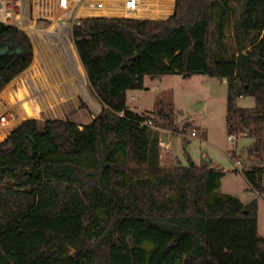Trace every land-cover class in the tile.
Listing matches in <instances>:
<instances>
[{
  "label": "trees",
  "instance_id": "obj_1",
  "mask_svg": "<svg viewBox=\"0 0 264 264\" xmlns=\"http://www.w3.org/2000/svg\"><path fill=\"white\" fill-rule=\"evenodd\" d=\"M228 1L175 0L162 20L73 24L75 52L102 110L81 130L69 120L26 119L0 141V179L16 180L0 183V264H264L256 201L220 194L225 171L209 164L188 158L161 167L157 133L144 125L149 117L126 104L146 76L225 79L230 134L250 132L247 154L261 163L242 174L264 191V0H242L239 25L253 33L256 49L215 59L213 10ZM3 40L23 51L0 55V91L33 58L27 35L0 22ZM243 96L254 106L237 107Z\"/></svg>",
  "mask_w": 264,
  "mask_h": 264
},
{
  "label": "rangeland",
  "instance_id": "obj_2",
  "mask_svg": "<svg viewBox=\"0 0 264 264\" xmlns=\"http://www.w3.org/2000/svg\"><path fill=\"white\" fill-rule=\"evenodd\" d=\"M106 1H108L107 8L111 9L115 17H124L116 13V10H120L121 0ZM158 3V0H148L146 6L150 9L143 12V15L148 13V16L152 17L153 20H162L161 17L168 16L170 13L165 14ZM221 6H223V11L220 9ZM241 9L242 0H229L227 3L222 2L214 8L209 42L212 58L235 59L241 53L247 54L249 51L256 49L254 42H257V39L254 38L253 33H244L239 25ZM143 15L140 13L136 19H147L142 17ZM85 17L92 16H83L82 18ZM73 20H75L74 16L70 19V22ZM53 23L52 20L37 19L30 24H35L37 28L28 27L24 29V33L32 46V61L24 71L5 85L0 93L11 83L10 98L17 101V93L22 92V89L26 86V83L23 84L24 82L19 76L32 66L36 57V43L40 45L38 48L43 54L47 56L50 53H55L56 56L59 55V42L55 36H45L40 40L31 33V30L48 29V27L54 25ZM69 41L79 62L71 37ZM38 66L41 68L42 65L38 64ZM81 69L89 93L88 96L76 91L70 96L59 97V101H53L47 106H42L38 116L22 118L17 126L26 119H36L41 123L45 120L54 119L69 120L80 130L84 125L89 124L100 114L102 105L90 90L82 66ZM27 98H29L27 100H31L32 96L30 97L29 94ZM234 102L237 107L248 108L254 106V99L250 96L236 98ZM126 104L131 111L149 117L146 121H151L148 127L157 133L159 138V141L157 140L159 143L158 149L166 151V153L158 151L160 153L158 163L161 167H171L176 164L185 166L188 158H190L196 164H209L224 169L225 173L220 179L217 191L221 194L236 197L244 205L255 200L257 205V232L258 235L264 237V191L257 193L249 186L242 174L243 170L258 166L261 163L254 158L250 159L252 157L247 154V149L251 146L252 139H254L250 132L235 134L236 139L234 140L228 139L231 130L228 125L227 82L225 79L203 74H192L189 77H183L181 74H165L153 78L146 76L144 89L129 90L127 92ZM160 109L167 113L168 117L159 118L157 112ZM3 110L5 111V109ZM3 110L0 109V111ZM193 130L195 135L191 136ZM3 139H0V141ZM161 142H169L170 145L168 148L164 147V150L163 146L160 145ZM238 155H240L241 166L235 169L234 159H238ZM14 181L16 180L9 175L0 179L1 184ZM262 182L264 188V176ZM169 195L174 196L173 193H169ZM144 246L149 247L148 244Z\"/></svg>",
  "mask_w": 264,
  "mask_h": 264
},
{
  "label": "bare ground",
  "instance_id": "obj_3",
  "mask_svg": "<svg viewBox=\"0 0 264 264\" xmlns=\"http://www.w3.org/2000/svg\"><path fill=\"white\" fill-rule=\"evenodd\" d=\"M158 1V5L167 14L173 6V0ZM140 8L139 4V13ZM149 9L150 7L145 5L141 8V11L145 12ZM143 12H141V15H143ZM65 29V24H54L45 30H33L34 32L31 30V33L40 40L45 38V36H55L59 42V55L56 56L55 53H50L49 56L43 54L40 48H38L40 45L36 43V57L32 66L19 76L24 82L23 84L26 83V86L22 89V92L19 91L17 93V101H13L10 98L9 89L11 88V83L0 93V109L13 111L16 114V120L10 123L8 127L16 125L24 117L38 116L42 106H47L53 101H59V97L70 96L76 91L88 96L89 93L80 63L77 60ZM38 64L42 65L41 68H39ZM29 94L30 97L32 96L31 100H27L29 99L27 98ZM5 134L6 130L0 131V139Z\"/></svg>",
  "mask_w": 264,
  "mask_h": 264
},
{
  "label": "built area",
  "instance_id": "obj_4",
  "mask_svg": "<svg viewBox=\"0 0 264 264\" xmlns=\"http://www.w3.org/2000/svg\"><path fill=\"white\" fill-rule=\"evenodd\" d=\"M139 2L140 0H123L120 10H116V13L125 18H136L140 14ZM104 8L105 4L101 1L89 3L86 0H0V22L25 32L26 27H36L35 24L30 25L35 20L48 19L54 21L53 24H65L66 35L70 38L72 26L76 21L83 16H92L96 11ZM73 16L75 20L70 22ZM14 120L16 114L13 111H0V131L6 130L4 137H7L17 126L16 124L8 127ZM150 124V120L144 122V125ZM190 135L194 136L195 131L193 130ZM228 139L234 140L236 135L230 134ZM160 145L163 143L161 142ZM234 166L235 168L241 166L239 158L234 161Z\"/></svg>",
  "mask_w": 264,
  "mask_h": 264
},
{
  "label": "crops",
  "instance_id": "obj_5",
  "mask_svg": "<svg viewBox=\"0 0 264 264\" xmlns=\"http://www.w3.org/2000/svg\"><path fill=\"white\" fill-rule=\"evenodd\" d=\"M87 2H103L104 4H105V8L104 9H102V10H98V11H96V13H94L93 15H92V17H115L114 15H112V11H111V9H108L107 7H108V5H107V3H108V1H106V0H86ZM122 1L123 0H121V2H120V5L122 4ZM148 3V0H140V2H139V4H140V7L141 8H143L146 4ZM174 4H175V0H173V6H172V8L170 9V11H169V15L168 16H165V17H161L162 19H166V18H168L170 15H172L173 14V11H174ZM141 8H140V13L141 12H143V11H141ZM146 14V15H145ZM142 17H144V18H147V19H153L152 17H149L148 15V13H145ZM248 108H250V107H248ZM253 138V137H252ZM159 139V138H158ZM159 141V140H158ZM188 142H189V140H188ZM254 142V139H252V143ZM252 143H251V145H252ZM159 144V143H158ZM169 145H170V143L169 142H164L163 143V149L165 150V148H168L169 147ZM165 147V148H164ZM160 149H158V151H159ZM166 153V151H161L160 150V153ZM159 153V152H158ZM160 153H159V157H160ZM238 158L240 157V155H238L237 156ZM250 158V157H249ZM250 159H253V158H250ZM192 160V159H191ZM193 161V160H192ZM234 161H235V159H234ZM249 161V160H248ZM194 162V161H193ZM195 163V162H194ZM196 164V163H195ZM212 167H214V168H218V167H215V166H212ZM219 169V168H218ZM235 169H237V168H235ZM224 170V169H223ZM225 171V170H224ZM263 183V182H262ZM257 193H259V192H257ZM221 194V193H220ZM225 195H227V194H225Z\"/></svg>",
  "mask_w": 264,
  "mask_h": 264
},
{
  "label": "water",
  "instance_id": "obj_6",
  "mask_svg": "<svg viewBox=\"0 0 264 264\" xmlns=\"http://www.w3.org/2000/svg\"><path fill=\"white\" fill-rule=\"evenodd\" d=\"M13 47L11 50L10 48ZM23 51V48L18 44L15 40H6L5 45L0 46V55L4 54L5 52H8V54L16 53L20 54ZM190 73H184L182 74L183 77H189Z\"/></svg>",
  "mask_w": 264,
  "mask_h": 264
},
{
  "label": "flooded vegetation",
  "instance_id": "obj_7",
  "mask_svg": "<svg viewBox=\"0 0 264 264\" xmlns=\"http://www.w3.org/2000/svg\"><path fill=\"white\" fill-rule=\"evenodd\" d=\"M5 41H6V40H3V41L0 43V46L5 45ZM12 48H13V47H11L10 50H11ZM5 53H8V52H5Z\"/></svg>",
  "mask_w": 264,
  "mask_h": 264
}]
</instances>
